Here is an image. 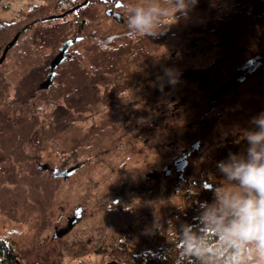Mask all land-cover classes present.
<instances>
[{
    "label": "rangeland",
    "instance_id": "rangeland-1",
    "mask_svg": "<svg viewBox=\"0 0 264 264\" xmlns=\"http://www.w3.org/2000/svg\"><path fill=\"white\" fill-rule=\"evenodd\" d=\"M257 1L189 0L186 14L162 20L171 24L161 34L102 46L100 40L129 31L127 12L117 10L124 18L118 23L94 0L84 12L46 19L20 36L0 65V234L22 236L14 244L20 264H104L120 260V253L180 262L181 224L194 223L197 201L212 200L214 186L223 183L217 162L245 154L250 120L264 112L258 68L219 96L236 74L235 58L228 63L224 57L238 53L245 37L206 28ZM43 2L0 0V21H16ZM85 19L73 58L49 69ZM256 37L264 42V34ZM165 69L177 83H169ZM209 99L203 116L198 107ZM33 102L47 107L36 114ZM168 111L169 131L128 144ZM185 141L201 145L195 158L177 174L154 180L179 159ZM191 179L196 191L182 192Z\"/></svg>",
    "mask_w": 264,
    "mask_h": 264
},
{
    "label": "clouds",
    "instance_id": "clouds-1",
    "mask_svg": "<svg viewBox=\"0 0 264 264\" xmlns=\"http://www.w3.org/2000/svg\"><path fill=\"white\" fill-rule=\"evenodd\" d=\"M188 8L189 0L129 5V34L155 37L171 24H163L164 18L171 15L176 21V14H186ZM164 72L170 84L178 82L172 69ZM250 123L245 154L229 153L217 162L223 183L214 186L211 201L196 202L194 223L180 226V251L199 264H264V112Z\"/></svg>",
    "mask_w": 264,
    "mask_h": 264
},
{
    "label": "trees",
    "instance_id": "trees-1",
    "mask_svg": "<svg viewBox=\"0 0 264 264\" xmlns=\"http://www.w3.org/2000/svg\"><path fill=\"white\" fill-rule=\"evenodd\" d=\"M84 0L78 1V0H44V2L40 5H32L28 11L23 14L21 17L18 18V20L13 22H1L0 21V56L4 50V48L10 43V41L13 39V37L25 26L27 28L24 30L31 29L34 25L46 21V19L50 16H59L63 13L68 12V10L80 5ZM100 4L105 5L108 8H105V14L107 17L115 20L118 23H124V18L117 12L118 9H126L127 6L122 0H99ZM94 4V0H88L87 3L81 7H78L75 11L72 13H67L65 16H68L69 14L75 15L79 11H85L87 9H90L91 6ZM116 4H119L118 7H115ZM109 12V14H107ZM59 17H56L55 19H58ZM79 18V17H77ZM89 21L85 19V25ZM82 23V22H81ZM237 26V28H235ZM207 31L209 34L217 35L222 32H224V35H230V38H232L233 32L237 30L238 35L243 34L245 37V40L241 43L243 47L239 49V52L234 54L233 57L232 54L228 51L226 53V56L224 57L226 59V62L229 63L233 58H235V64H233V68L235 70V73H237L239 76L236 77V79L239 80V82H242L246 79V76L248 74H252L255 72V70L258 68L259 71L263 74L264 78V42L257 41V37H261L264 34V0H258L255 4L245 7L244 9L238 11V12H230L228 14H225L223 16H219L214 20L213 24H209L207 26ZM82 31V27L79 28L72 39H70L73 43L68 48L67 55L68 57H72V51L73 47L77 45L80 41H82L83 37L80 36V33ZM22 32L16 43L18 42L20 36L24 33ZM255 35V36H254ZM125 36H131L128 32H122L117 33L114 36L110 37L106 40H100V45H107L112 39L116 38H122ZM77 38V39H76ZM252 38H256L255 41H252ZM16 43L8 50L6 57H8V54L10 50L16 45ZM231 47V46H230ZM228 50L231 48H227ZM71 54V55H70ZM67 57V58H68ZM236 57L237 60H236ZM6 59V58H5ZM5 61V60H4ZM257 69V70H258ZM235 79V81H236ZM234 82L231 81V79L227 82L225 87H222L220 89L219 96H226L230 93L231 87L234 86ZM215 97H213L214 99ZM212 99L205 100L202 102L201 105H199V109L201 111V115H205L203 113V108H205L208 104L211 103ZM30 108L32 107L34 109V112L37 114L44 110L47 105L44 102H33V104H29ZM213 108L210 109V111ZM173 115V111H168L157 122H151L146 127H142L138 133L131 136L128 139V144H135L137 140L144 135H147L149 133H155L162 134L168 130V126L170 124L171 116ZM199 147L201 145L197 141V144L192 145L188 141H185L184 147L180 151V157L182 158L183 162H186L188 164L189 160L194 159L197 155V152L199 150ZM175 162V161H174ZM174 162H171L170 164L166 165V167L161 170V173L159 174V177L163 178L165 177L166 171L164 170H172L175 171V173L179 172L181 167L175 166ZM201 184H205L204 177L201 175ZM186 187L182 189V192L188 193L189 189H192L196 191V188L198 187L197 182L193 179H191L188 184H185ZM83 210L75 209L73 211L72 216L75 215L76 212H82ZM22 236L13 233V234H0V264H16V260L18 261V256L15 253L16 248L14 247V244L16 241H18ZM114 252V251H113ZM114 254V253H113ZM112 256V253H111ZM120 256H123L120 260L115 261H107L104 264H113L112 262H116L117 264H170L167 262V260H162L159 257L156 258H141L138 253L131 254L129 258L124 257L122 253H120ZM115 258V257H113ZM177 264H199V261H193L191 258H187L184 255L182 256V259Z\"/></svg>",
    "mask_w": 264,
    "mask_h": 264
},
{
    "label": "water",
    "instance_id": "water-1",
    "mask_svg": "<svg viewBox=\"0 0 264 264\" xmlns=\"http://www.w3.org/2000/svg\"><path fill=\"white\" fill-rule=\"evenodd\" d=\"M87 1L88 0H84V2H82L80 5H78V6H76V7H74V8H72V9H70V10H68V12H66V13H63V14H61V15H59V16H50V17H48L47 19H55L56 17H59V18H62V17H64L67 13H72L73 11H75L78 7H81V6H83V5H85L86 3H87ZM117 5H119V4H117ZM85 23V20H83L82 21V23H81V25H80V27H82V25ZM27 28V26H25V27H23L14 37H13V39L10 41V43L4 48V50H3V52H2V54H1V56H0V65L4 62V60H5V58H6V54H7V52H8V50L16 43V41H17V39H18V37H19V35L22 33V32H24V30ZM72 41L71 40H68L67 42H65L64 43V45L61 47V49H60V52H59V55H57L55 58H54V60H52V68H54L61 60H63V59H65V58H67V54H65L66 53V51H67V49L72 45ZM237 73L231 78V81L232 82H234L235 81V79H236V77H237ZM51 76H49V78H50ZM180 161H182V158H179V159H177L175 162H174V164H176L177 162H180ZM184 165H186V162H182L181 164H180V170H182V168L184 167ZM164 172H165V170H164ZM66 172H59L58 170H55L54 171V174L55 175H59V176H62V175H64ZM113 264H117L116 262H112ZM16 264H20L17 260H16Z\"/></svg>",
    "mask_w": 264,
    "mask_h": 264
},
{
    "label": "flooded vegetation",
    "instance_id": "flooded-vegetation-1",
    "mask_svg": "<svg viewBox=\"0 0 264 264\" xmlns=\"http://www.w3.org/2000/svg\"><path fill=\"white\" fill-rule=\"evenodd\" d=\"M115 7H118V5L116 4ZM107 14H109V12H107ZM79 28H81L80 25H79L78 29H79ZM78 29H77V30H78ZM76 39H77V38H76ZM63 45H64V44H63ZM67 51H68V49H67ZM67 51H66L65 54H67ZM59 52H60V50L58 51L57 55H59ZM57 55H56V56H57ZM56 56H55V57H56ZM68 56H69V55H67V57H68ZM55 57H54V58H55ZM54 58H53L52 60H54ZM51 62H52V61H51ZM51 62H50V64L48 65V66H49V69H52V63H51ZM50 71H51V70H50ZM47 79H48V77H47ZM45 84H46V81H45V82H42V83L40 84V88H43V87L45 86ZM175 161H176V160H175ZM182 162H183V161L177 162V163L175 164V166L180 167V164H181ZM165 171H166V174H167L166 176H171V175H175V174L178 173V172L175 173V171H172V170H165ZM153 176H154V178H153L154 180H159V179H160L159 174H157V173L153 174ZM166 176H165V177H166ZM181 176H182V175L179 174V178H180V179H181ZM165 177H164V178H165ZM187 182H188V180H187Z\"/></svg>",
    "mask_w": 264,
    "mask_h": 264
},
{
    "label": "built area",
    "instance_id": "built-area-1",
    "mask_svg": "<svg viewBox=\"0 0 264 264\" xmlns=\"http://www.w3.org/2000/svg\"><path fill=\"white\" fill-rule=\"evenodd\" d=\"M2 4L0 3V6H1Z\"/></svg>",
    "mask_w": 264,
    "mask_h": 264
}]
</instances>
